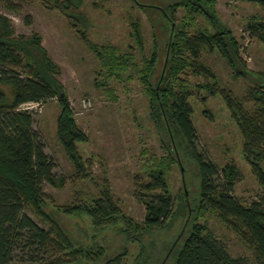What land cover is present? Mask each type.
I'll return each instance as SVG.
<instances>
[{
    "label": "trees",
    "instance_id": "16d2710c",
    "mask_svg": "<svg viewBox=\"0 0 264 264\" xmlns=\"http://www.w3.org/2000/svg\"><path fill=\"white\" fill-rule=\"evenodd\" d=\"M0 1L7 8L15 9L25 0ZM37 1L65 17L78 39L96 57L106 77H120L128 65L133 66L132 71L147 97L148 115L159 134L164 155L151 163L148 180L137 183L134 195L145 209L139 224L120 211L106 183L96 196L47 211V197L41 186L47 183L62 187L64 177L52 172L54 162L44 152L43 143L32 127L31 110L19 106L25 102L42 104L53 99L57 102L55 136L73 167L75 178L86 174L85 162L76 148L78 142L86 141V136L76 126L65 91L56 78L59 68L41 47L40 36L36 33L13 35L8 19L0 15V85L9 87L8 94L0 87V264H21L24 260L64 264L77 255L92 262L102 258L103 246H75L54 217L57 211L85 215L95 227L120 220L124 227L118 232L124 241L137 240L139 235L152 229H168L178 219V232L170 236L168 245L166 241L160 244V253L165 254L150 264H162L167 259L170 264H264L262 198L243 203L234 197L233 185L239 175L234 163L228 160L217 166L195 146V130L190 119L192 109L188 101L193 92L186 77L188 74L204 79L205 82L197 87L220 95L240 132L241 156L264 189V73H253L245 68L237 41L216 16L215 0H174L161 4L130 0L146 12L152 28L153 43L148 55L143 56L138 21L131 24L133 47L141 54L139 65L133 61V47L119 52L114 46L99 45L87 38L88 20L79 10L82 0ZM253 1L264 8V0ZM92 4H96L95 0ZM177 8L184 11L179 21L174 17ZM195 16H201L208 27H196ZM28 22L26 17L25 23ZM243 28L250 37L264 44V19L251 17ZM189 29L194 31L189 32ZM203 51L221 57L233 70V76H254L256 82L241 98L233 97L218 85L214 72L201 61ZM246 103H250V109L245 107ZM175 163L191 164V174L196 179L192 201L187 200L182 190L179 193L181 201L176 207L165 179ZM27 209L46 227L37 225L26 213ZM205 211L212 212L252 249L254 262L230 256L204 223L197 222ZM15 251L20 253L16 260L13 258ZM124 253L123 248L117 255L102 259L100 264H117ZM75 261L78 260L71 262ZM138 264L148 263L143 260Z\"/></svg>",
    "mask_w": 264,
    "mask_h": 264
},
{
    "label": "rangeland",
    "instance_id": "374dc122",
    "mask_svg": "<svg viewBox=\"0 0 264 264\" xmlns=\"http://www.w3.org/2000/svg\"><path fill=\"white\" fill-rule=\"evenodd\" d=\"M92 1L94 0H82L79 7L88 20L86 35L90 41L99 45H111L119 52H126L129 46L133 47L131 24L138 21L143 41L142 55H148L153 36L146 12L130 0H95V5ZM150 1L161 4L174 0ZM214 9L219 21L229 28L237 41L239 56L245 68L253 73H264V44L250 37L243 28L251 17L264 19V8L253 0H215ZM183 14L184 11L177 8L174 14L176 21ZM0 15L8 19L13 35L28 36L36 33L40 36L41 47L59 68L56 78L65 91L76 126L86 136V141L76 144L77 151L85 162L86 174L75 178L73 167L55 136V119L59 111L57 102L47 100L40 106L29 109L32 112V127L43 143L44 152L54 162L52 172L64 177L62 187L42 184L41 189L47 197V211L96 196L100 187L106 183L120 211L132 222L139 224L145 209L135 198V189L137 183L148 180L147 173L151 163L164 155V149L156 127L149 118L148 100L132 71L133 66L128 65L120 77H106L96 57L78 39L65 17L58 10L48 9L37 0L20 2L15 9L7 8L0 1ZM26 17L28 23H25ZM194 21L196 27H208L201 16H195ZM132 52L134 63L139 65L140 52L134 47ZM200 58L214 72L218 85L235 98H241L246 89L256 82L254 76H233V70L214 52L203 51ZM128 75L131 77L128 78ZM186 77L193 92L188 101L192 109L190 119L195 130L197 150L217 166L231 160L239 173L233 185V196L243 203L262 198L264 205V189L258 185L241 156L240 132L220 95L209 94L197 87L205 82L201 76L188 74ZM0 87L8 94L7 85ZM82 98H88V107L82 106ZM245 107L250 109V103H246ZM88 159L90 162L86 161ZM190 167L189 163L182 166L175 163L165 175L175 207L181 201L179 193L182 190L187 200L192 201L196 179L193 178ZM26 213L37 225L46 227L33 212L27 209ZM53 215L75 246L104 247L102 258L96 261L77 255L73 260L78 261L69 260L64 264H100L102 259L117 255L123 248L125 253L119 256L117 264H138L143 260L148 264L154 263L165 254L160 253V244L166 241L168 245L170 238L180 228V221L177 219L168 229H152L139 235L137 240L124 241V237L118 232L120 227H124L120 220L114 224L95 227L82 214L66 215L57 211ZM197 222L204 223L230 256L255 261L252 249L212 212H203ZM19 254L16 251L13 253L14 260ZM38 263L24 260L21 264ZM162 264H170V260L167 259Z\"/></svg>",
    "mask_w": 264,
    "mask_h": 264
},
{
    "label": "built area",
    "instance_id": "2783aa9c",
    "mask_svg": "<svg viewBox=\"0 0 264 264\" xmlns=\"http://www.w3.org/2000/svg\"><path fill=\"white\" fill-rule=\"evenodd\" d=\"M81 104H82V106H85V107L87 106L88 107L90 102H89L88 98H82L81 99ZM38 105L40 106L41 104L39 102H25V103L21 104L19 106V108H21V109H31L32 107H36Z\"/></svg>",
    "mask_w": 264,
    "mask_h": 264
}]
</instances>
